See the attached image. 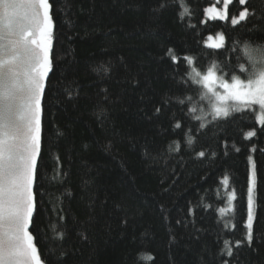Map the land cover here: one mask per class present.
<instances>
[{
    "label": "trees",
    "instance_id": "obj_1",
    "mask_svg": "<svg viewBox=\"0 0 264 264\" xmlns=\"http://www.w3.org/2000/svg\"><path fill=\"white\" fill-rule=\"evenodd\" d=\"M50 3L35 189L46 264H264V127L248 111L213 119L192 79L213 63L218 76L236 73L244 43L264 41V0H234L229 21L207 24L215 0ZM243 8L246 21L231 25ZM221 34L223 48L206 46Z\"/></svg>",
    "mask_w": 264,
    "mask_h": 264
},
{
    "label": "snow or ice",
    "instance_id": "obj_2",
    "mask_svg": "<svg viewBox=\"0 0 264 264\" xmlns=\"http://www.w3.org/2000/svg\"><path fill=\"white\" fill-rule=\"evenodd\" d=\"M233 3L234 0H215L214 4L203 9L207 19L201 23L229 21L228 8ZM221 4L222 8L218 7ZM238 4L244 6L246 0H238ZM52 7L50 0H0V264H46L36 236V216L40 209L35 189L41 156L42 101L53 69ZM248 15V10L243 8L231 18V25L246 21ZM218 39L219 42L207 47L223 48L225 36L221 34ZM208 40L213 37L210 35ZM178 59L188 65L193 63L188 56H171L174 64ZM238 66L244 70L243 64ZM217 67L213 63L203 75L193 68L195 76L192 77L193 80L201 77L197 82L211 94L207 99L212 103L213 119L227 118L230 111H248L256 123L264 127V76L241 79L232 74L227 78V72L217 75L214 70ZM160 111V107L155 109L157 114ZM180 127V123L174 125L175 129ZM255 135V130H249L245 138ZM192 142L191 138L187 141L189 145ZM197 155L204 157L205 153L200 151ZM249 162L252 163L253 178L248 189L246 241L251 245L254 219L251 184L255 176L251 156ZM232 254L229 250L228 255Z\"/></svg>",
    "mask_w": 264,
    "mask_h": 264
},
{
    "label": "clouds",
    "instance_id": "obj_3",
    "mask_svg": "<svg viewBox=\"0 0 264 264\" xmlns=\"http://www.w3.org/2000/svg\"><path fill=\"white\" fill-rule=\"evenodd\" d=\"M241 60L234 67L235 75L241 79H256L264 76V41H246L240 49ZM243 64L241 71L238 65Z\"/></svg>",
    "mask_w": 264,
    "mask_h": 264
},
{
    "label": "rangeland",
    "instance_id": "obj_4",
    "mask_svg": "<svg viewBox=\"0 0 264 264\" xmlns=\"http://www.w3.org/2000/svg\"><path fill=\"white\" fill-rule=\"evenodd\" d=\"M219 37V36H218ZM218 37L217 38H215V37H213V40H207V42H206V46L208 45V44H210V43H216V42H219V39H218ZM200 79H201V77H200ZM199 79V80H200ZM202 84V83H201ZM202 86H203V84H202ZM203 88H204V86H203ZM204 92H205V94H206V96H210L211 94L210 93H208V90L206 89V88H204ZM210 102V101H209ZM210 104H212L211 102H210ZM235 112H240V111H238V110H236V111H230V114H232V113H235Z\"/></svg>",
    "mask_w": 264,
    "mask_h": 264
},
{
    "label": "water",
    "instance_id": "obj_5",
    "mask_svg": "<svg viewBox=\"0 0 264 264\" xmlns=\"http://www.w3.org/2000/svg\"><path fill=\"white\" fill-rule=\"evenodd\" d=\"M50 74H51V72L49 73V76H50ZM48 79H49V77H48ZM47 82H48V80H47ZM43 99H44V97H43ZM42 107H43V101H42ZM42 132H43V114H42V131H41V139H42Z\"/></svg>",
    "mask_w": 264,
    "mask_h": 264
}]
</instances>
